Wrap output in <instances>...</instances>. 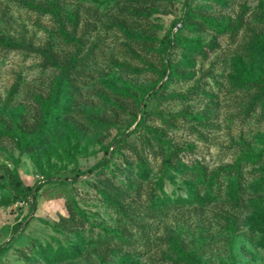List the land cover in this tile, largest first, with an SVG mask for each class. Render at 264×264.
<instances>
[{"label": "rangeland", "instance_id": "obj_1", "mask_svg": "<svg viewBox=\"0 0 264 264\" xmlns=\"http://www.w3.org/2000/svg\"><path fill=\"white\" fill-rule=\"evenodd\" d=\"M260 35L264 0H0V264H264Z\"/></svg>", "mask_w": 264, "mask_h": 264}, {"label": "trees", "instance_id": "obj_2", "mask_svg": "<svg viewBox=\"0 0 264 264\" xmlns=\"http://www.w3.org/2000/svg\"><path fill=\"white\" fill-rule=\"evenodd\" d=\"M189 0H185V3L188 4ZM185 14L188 15V12H185ZM208 25H212L213 27H215L216 29H231L229 28L228 25L226 24H210L209 22H207ZM232 29H234V27H232ZM259 39H261L262 43H264V35H260L258 37ZM179 38L177 36L171 37L169 39V42H178ZM186 45L190 44V42H184ZM0 46L7 48V49H14V48H18L21 47V44H19L18 42H15L13 40H8V39H4V38H0ZM44 55L46 57V59L51 60V56L49 55L48 52H44ZM174 66L172 64H168L167 67L164 68V73L167 74L168 77H172V75H174ZM245 81L246 82H256V83H260L261 79L257 76H253V75H247L245 76ZM262 91L264 92V86L262 87ZM55 111H57V109H55ZM88 120L93 123L94 125H98L101 122L95 118H92L90 116H88ZM57 125V122L55 120V115L51 114H47V117H45L43 119V121L41 122V124L37 127V129L31 134V136L29 138H24L23 142L18 144V147L21 150H24L26 148H39L42 147L44 145V142L51 136L52 131L54 130V127ZM154 137L157 141L159 142H163L162 139V134L157 131L154 130ZM73 154H70V156ZM11 177L14 179V185L19 188L22 192H26V195L31 197L32 200V205L31 207L34 209L36 206V199H35V192L36 189L38 188V184L36 183L34 186L32 187H26V188H22L21 184H22V180L18 174V171L16 169H13V171L11 172ZM239 179V176L236 177V180ZM1 245H0V249H1Z\"/></svg>", "mask_w": 264, "mask_h": 264}]
</instances>
